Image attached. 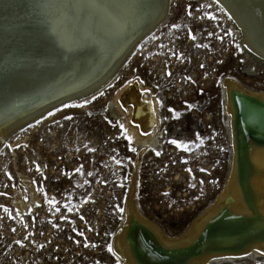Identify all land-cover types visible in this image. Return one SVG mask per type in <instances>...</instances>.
Segmentation results:
<instances>
[{"label":"rangeland","instance_id":"obj_1","mask_svg":"<svg viewBox=\"0 0 264 264\" xmlns=\"http://www.w3.org/2000/svg\"><path fill=\"white\" fill-rule=\"evenodd\" d=\"M140 1L142 11L136 10ZM126 5V18H137L132 29L142 13L153 17L159 11L143 0ZM165 5L166 20L137 44L97 92L102 95L85 97L87 104L80 99L59 106L2 144L0 264H122L113 241L132 190L137 210L170 237L185 232L222 192L232 157L224 81L264 94V59L245 44L230 12L225 9L231 18L212 0H166ZM55 14V29L60 24L68 30L72 11ZM127 27L125 41L95 69L87 73L88 64L78 58L64 65L66 75L72 73L69 79L91 74L75 89L84 91L117 65ZM42 65H35L28 87L37 83ZM133 87L141 102L153 106L145 132L137 128L126 100ZM29 92L20 95L15 113L27 105ZM4 122L0 133L6 131ZM17 198L24 204L19 210ZM208 264H264V255L252 250Z\"/></svg>","mask_w":264,"mask_h":264},{"label":"bare ground","instance_id":"obj_2","mask_svg":"<svg viewBox=\"0 0 264 264\" xmlns=\"http://www.w3.org/2000/svg\"><path fill=\"white\" fill-rule=\"evenodd\" d=\"M216 1L222 5H220L221 8L217 2H214L221 9L230 12L245 44L264 59V0ZM7 2L10 4V9L18 10L15 17L9 21L18 20V24L13 31L8 26V21H6L8 27L2 25L5 31L1 32L4 39L0 42V59L1 50L7 44L12 46L15 33L21 26L24 27L25 20L33 14L31 6L34 1L32 0H7ZM68 2L71 3L72 0ZM110 3L113 6L108 12L99 13V10L96 12L92 10L87 13L85 19V12L77 13L71 10L74 18L68 27L69 42L75 36L73 41H77L78 44L77 38L82 37L84 31L86 43L83 46L87 51H95L91 54L77 53L69 58H61L58 61L60 66L55 68L54 81L45 83V78L42 77L43 71L37 83L34 84V88L37 85L47 87L65 76L68 66L64 67V65L71 59H79L83 64L89 63V69L92 70L101 58L105 55L110 56L121 46L125 41L126 26L137 18L132 14L126 18V0H110ZM136 4V10L144 9L140 7L141 1ZM166 12L167 5H164L160 14L166 15ZM61 29H59L60 34H64ZM51 31L52 28L47 33L40 34V39H48ZM115 37L118 38L117 42L109 41L110 38ZM34 57L35 55L26 65H22L23 74L14 77V81L19 76H23L25 71L31 73L29 78L33 75L37 64ZM88 71L87 69L86 72ZM224 84L232 148L230 172L225 187L214 203L197 216L189 228L177 237L166 235L156 223L146 219L137 210L132 190L126 203L125 221L113 241L114 250L121 257L122 264H208L213 259L236 257L240 253L257 251V249H259L257 252L264 255V94L248 91L232 79H226ZM136 92L133 87L132 92L126 96V100L128 99L131 103L133 120L137 128L145 132L153 122V106L151 102H141ZM14 107L7 111L11 116L15 114ZM9 123L11 121L3 125V127L6 126V131L0 133V141L16 126H9ZM19 198L16 202L18 210L24 207Z\"/></svg>","mask_w":264,"mask_h":264},{"label":"water","instance_id":"obj_3","mask_svg":"<svg viewBox=\"0 0 264 264\" xmlns=\"http://www.w3.org/2000/svg\"><path fill=\"white\" fill-rule=\"evenodd\" d=\"M1 1L3 0H0V2ZM68 1L69 0H65L66 3H69ZM143 1L145 2L146 6L151 5L152 9L156 8V11L157 9L159 11L155 13L156 15L153 14V17L151 16V14H149V17H147L149 11H145L144 13H142V16L140 17V19H142L140 20V22L138 21L137 23H135L138 27L134 26L135 28L133 27L132 29L129 28L131 25H127V28H129V35L127 36L128 41L126 43V46L124 47L125 49H122L123 51L118 57L117 65H115L114 68H111L109 71H107V73L103 74L98 79L89 82L86 85L87 87L84 89L88 90L83 92L82 90H75L76 86L74 87V85L76 83L85 81L91 74L87 77H84L83 73H79L80 75L78 76L80 77H72V79H69V76L72 74L69 72L67 75H65V82H60L57 78L58 80L54 84L50 83L47 87H45V85H37L35 86L36 88L28 87L29 84L27 85V81L31 73H28L27 71H25V74L23 76H19V78H16L15 81L13 79L17 75L23 74V72H21L23 68L22 65H26L34 55L36 57H34V61L37 64L39 62L43 64L39 70L37 69V71H44L42 73V77L45 78L44 82L49 83V81H54L53 76L56 74L55 68L57 66H60L58 61H60L61 58H69L71 55L74 56L77 53H79L80 55L93 53L95 50L87 51V49L83 46L84 43H86V34L84 31L82 34L81 28L80 32L82 34V37L77 38L78 44L77 41L74 42L73 39L70 42L68 41L70 32H68L66 27L61 29L64 25L60 26V24L58 25L61 31H64V34H60V31L55 30L52 31L51 34H49V41L48 39L44 38L40 39V36L43 35L42 33H47L49 31V28L53 27V20L55 19L56 15L55 9H53L51 16L48 18L47 23L45 25H40L38 23V21L43 17L41 13L36 10L35 13L30 15L31 17L28 20H25L26 23H24V27L21 26V28L23 27L22 29L20 28L21 30L19 29L17 31L16 29L17 32L14 35L15 39L12 43V46L6 43L7 45H5V47L1 50L2 53L0 59V111L10 110L14 107L17 102H21L22 99H20V95H24L26 92L29 91L31 92L27 93L28 96L25 97V104H27L25 107H23L14 115H12V118L0 119V122L1 120L2 122L11 121V123H9V126L16 125L6 134L3 140L0 141V148L8 137H10L11 135H15L26 125L30 124L33 121H36L38 118H41V116L45 115L53 108H57L59 106H62V104H68L70 102L78 101L79 99H84L85 97L92 96L112 81L114 76H116L119 68L128 60L137 44L147 35L151 34L154 30H156L166 20L167 14H160L162 12L161 10L165 5L166 0H153V2H151V0ZM214 2L217 1L214 0ZM217 4L219 6L221 5L218 2ZM19 6H21V4ZM222 10L224 11V13H226L228 17H230V15L225 9ZM150 11L152 12V10ZM17 13L18 10L16 8L10 9V7H0V42L4 39V35L1 32L5 31L2 25H5L6 27L10 26L11 31H13L15 29V25L18 24V20H9L15 17ZM87 13L88 12H85L84 19L88 15ZM99 13H101V10H99ZM92 17L93 16H91V18ZM6 21H8V26L6 25ZM54 22L56 24L57 19L54 20ZM66 35H68L67 38H65ZM78 68H80V66ZM83 68V70H87L89 66H84ZM69 80H73V84H70ZM29 109L30 111H28Z\"/></svg>","mask_w":264,"mask_h":264},{"label":"snow or ice","instance_id":"obj_4","mask_svg":"<svg viewBox=\"0 0 264 264\" xmlns=\"http://www.w3.org/2000/svg\"><path fill=\"white\" fill-rule=\"evenodd\" d=\"M36 10H38L41 15L42 19L38 21L40 25H45L47 23L48 18L51 16L52 10L55 9L59 14L63 16H67L68 13L71 10H75L77 13H83V12H90L92 10H101L104 12H108L109 8L112 7V3H110V0H72L71 3H66L64 0H34V3L32 5ZM0 7L8 8L10 7V4H8L7 0H3L2 3H0ZM207 16L213 17L212 12H207ZM215 17H213L214 19ZM173 27H178L177 25H172ZM55 22H53L52 31H55ZM230 35V32L228 33ZM209 36L213 35V33L209 32ZM75 39V36L73 37ZM218 39H220L218 37ZM203 67V65H201ZM147 91V90H145ZM103 93H97V95H102ZM96 97L94 96L93 99ZM89 101L84 99L80 101V104H87ZM63 107L67 108L69 107L68 104H62ZM78 106V105H77ZM57 111L56 108H53L51 111L47 113L48 116H52ZM176 115H179V113H176ZM10 118L8 116L7 111H0V119H6ZM43 119V116L40 118ZM64 119H71V117H64ZM35 123H40V120L35 121ZM53 123H56V121H53ZM31 127V125H29ZM173 144H179V141L173 140ZM184 146V145H180ZM16 147H20V145H16ZM159 155V153H157ZM203 170V169H202ZM54 202V201H53ZM71 211V209H69ZM61 219H65V217H61ZM75 230V229H73ZM83 235V233H81ZM19 243V241H17ZM108 250L111 251V246L109 245ZM259 251V249H257ZM247 255V253H245Z\"/></svg>","mask_w":264,"mask_h":264}]
</instances>
